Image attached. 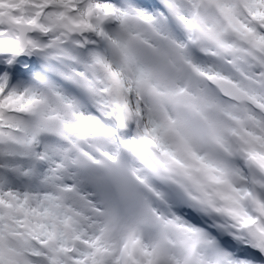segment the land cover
Here are the masks:
<instances>
[{
	"label": "snow or ice",
	"instance_id": "1",
	"mask_svg": "<svg viewBox=\"0 0 264 264\" xmlns=\"http://www.w3.org/2000/svg\"><path fill=\"white\" fill-rule=\"evenodd\" d=\"M0 264H264V0H0Z\"/></svg>",
	"mask_w": 264,
	"mask_h": 264
}]
</instances>
